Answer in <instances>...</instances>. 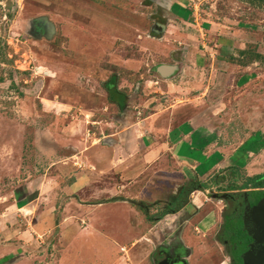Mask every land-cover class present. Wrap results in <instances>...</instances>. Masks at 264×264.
Returning <instances> with one entry per match:
<instances>
[{"label":"rangeland","instance_id":"1","mask_svg":"<svg viewBox=\"0 0 264 264\" xmlns=\"http://www.w3.org/2000/svg\"><path fill=\"white\" fill-rule=\"evenodd\" d=\"M157 12L150 0H0V197L34 177L56 179L57 225L38 239V255L47 263L61 258L64 209L73 217L69 225L82 230L89 222L88 214L82 215L75 202L67 206L61 177L69 167L63 164L65 149L71 145L68 135L100 132L87 129L94 126L85 123V114L91 115V121L101 122L99 127L109 133L107 123L120 113L110 106L103 88L112 77L133 99L141 102L149 97L154 104L164 103L163 95L150 94L155 87L152 72L169 59V51L176 45L216 56L205 45L207 30L230 41L236 65L228 69L221 64L211 67L208 75L180 77V97L171 103L185 102L200 92L204 101L200 108L188 106L183 117L199 111L203 123L216 117L217 123L210 126L216 127L218 139L229 148L242 150L233 164L240 157L249 161L258 155L261 158L254 161L259 167L264 164V0H176L171 16L177 18V32L187 37H174L176 30L171 29L174 39L169 37L167 47L163 44L166 32L161 33L160 26L165 20ZM39 23L45 25L43 29ZM43 30L48 35H40ZM221 54L231 55L225 48ZM191 61H185L188 67H192ZM200 81L207 87L196 88ZM131 110L137 113L140 107ZM234 168L199 182L206 191L191 193L189 201L173 200L176 212L187 201L193 207L205 205L201 214L220 212L224 207L227 212L222 197H237L246 183L244 173L240 169L236 173ZM258 194L263 195L264 190ZM166 200L137 208V212L118 209L110 216L107 223L122 228L118 231L112 226L116 230L111 234H116L121 264H154L153 252L159 246L173 247L176 240L191 252L187 264H230L217 238L222 216L226 219L228 214L220 212L216 215L220 222L206 230L213 220L208 216L199 231L188 222L182 224L184 217L179 213L165 215ZM188 209V214L193 212ZM93 217L96 220L97 213Z\"/></svg>","mask_w":264,"mask_h":264},{"label":"crops","instance_id":"2","mask_svg":"<svg viewBox=\"0 0 264 264\" xmlns=\"http://www.w3.org/2000/svg\"><path fill=\"white\" fill-rule=\"evenodd\" d=\"M150 2L160 11L156 16L165 20L160 26L163 28L161 33L166 32L163 44L167 47L170 38L174 39L169 32L176 30L178 23L177 18L171 16V13H175L176 0ZM175 32L174 37H187L177 30ZM205 32L208 37L205 45L216 52L218 58L213 57L211 52H192L176 45L169 51V59L157 65L152 72L155 87L150 94L163 95L166 99L164 103L154 104L149 97L139 102L126 90L116 86L117 90L126 94V98L124 105H119L110 102L107 96L110 106L120 112L107 123L109 133H104L99 127L101 122L91 121V115L85 114V123L94 126L87 129L92 131L95 128L100 132L85 133L83 137L68 135L71 145L65 149L66 161L63 164L69 167L63 169L61 177L65 182L63 189L67 206L75 202L82 215L88 214L89 222L87 228L82 230L77 225H69L73 217L67 213V208L64 209L65 222L60 225L64 227L60 259L47 263L38 255V239L52 232L57 225L56 190L59 184L56 179L50 175L34 177L17 185L10 194L0 197V264H121L115 243L116 234H111L116 230L114 226L118 227V231H122V228L107 223L116 210L137 212V208L145 209L147 204L162 203L175 197L178 189L184 185H198L193 192L206 191L199 182L220 170L224 172L237 167L244 173V178L264 173V164L259 167L254 161L261 155L249 161L240 157L239 163L233 164L242 150L238 152V149L229 148L226 142L218 139L216 127L210 126L217 123L214 121L216 117L209 123L200 120L201 111L183 117L187 114L188 106L194 110L200 108L201 102H204L200 100V92L185 102L171 103V99L180 97V77L187 73L208 75L211 67L221 64L228 69L234 67L227 62L235 57L230 41L210 30ZM171 44L176 43L172 40ZM224 48L231 55H222ZM188 60H192V67L186 64ZM202 82H197L196 88H206L207 85ZM137 89L138 86L135 91ZM132 107H140V111L134 113ZM163 181L166 182L164 186L160 184ZM95 213L96 220L93 217Z\"/></svg>","mask_w":264,"mask_h":264},{"label":"flooded vegetation","instance_id":"3","mask_svg":"<svg viewBox=\"0 0 264 264\" xmlns=\"http://www.w3.org/2000/svg\"><path fill=\"white\" fill-rule=\"evenodd\" d=\"M39 24L40 25L38 26L43 29L44 24H41V23ZM40 28L38 29L39 31L41 30ZM43 34H45L44 30L41 31L40 35H43ZM45 35H48V34H45ZM197 188H198V185L196 184L184 185L178 189V193L175 197H177L178 194H181V193L185 194L188 191H191L192 189L196 190ZM263 190L264 189H261V190L241 189L240 192L242 193L239 194L237 197L236 195L227 194L224 198H222L227 204L226 207L228 206L227 207L228 211L227 212L224 211L225 210V207H224L220 212L224 211L223 213H226L228 215H225L227 216L226 219H223L225 217L222 216V222L217 231L218 232L217 238H218V241L222 245H224L225 250L227 251V254L230 257V264H244L243 258L247 252H251L255 254L264 245V243L254 244L252 236L248 234V230H247V229H251V225L247 224L246 227L244 225L246 211L248 209H251L255 205H257L261 200H264V194L263 195L258 194L259 191H263ZM190 193L186 197V200H188ZM175 197L169 198L164 203V208L166 207V209L168 210V212H166L165 215L176 216L177 213H179L178 215H181L182 217H184V219L181 222L182 224L184 222L185 223L188 222V224L192 225V227H194L195 230L201 231L199 225L203 219H207V214H206L207 212L205 214H201L204 211L205 205L193 207L188 204L189 203L188 202L189 200H188L183 205L181 212H176V209H175L176 203L173 201L175 200ZM188 208H193V212L188 214L186 212L187 210H189ZM220 212H215L213 210L208 211V213L210 214L209 216H211L213 220L206 227V230L211 225H214L215 223L220 222V219L218 220L216 219V215L218 216ZM247 215H248V212H247ZM196 219L197 221H195ZM179 227H181L180 224H179ZM179 227L178 226L175 227L177 228L175 231L176 233H178L180 229ZM175 228L173 230H175ZM176 241L177 242H174V244L172 243L173 247H170V248L159 246L153 252V255H152L153 263L154 264H182V261H184V264H187L186 259L187 257L191 255V252L188 249V247L184 246L181 242H179V240H176Z\"/></svg>","mask_w":264,"mask_h":264},{"label":"water","instance_id":"4","mask_svg":"<svg viewBox=\"0 0 264 264\" xmlns=\"http://www.w3.org/2000/svg\"><path fill=\"white\" fill-rule=\"evenodd\" d=\"M223 196L222 198H224ZM133 203L131 201H128ZM135 204V203H133ZM248 212V215H247ZM251 225V229L248 230V234L252 236L254 244L264 243V200H261L257 205L248 209L245 214L244 225ZM244 264H264V245L255 254L247 252L244 255ZM184 264V261H182Z\"/></svg>","mask_w":264,"mask_h":264},{"label":"trees","instance_id":"5","mask_svg":"<svg viewBox=\"0 0 264 264\" xmlns=\"http://www.w3.org/2000/svg\"><path fill=\"white\" fill-rule=\"evenodd\" d=\"M240 52H242V51H240ZM240 52H239V54H241ZM227 62H230L233 65H236L235 64L236 63V57L229 58ZM116 86H117V80L115 77H112V79L107 81L105 91L107 93L108 100L110 102L118 103L119 105H122V104L124 105L126 94L120 90H117ZM237 170H236V173H237ZM242 189H255V190L264 189V173L250 177V178H246V183L244 184ZM191 191H188L185 194H183V193L178 194V196L175 197L176 203L181 202V201L185 202L186 197L189 195V193Z\"/></svg>","mask_w":264,"mask_h":264}]
</instances>
